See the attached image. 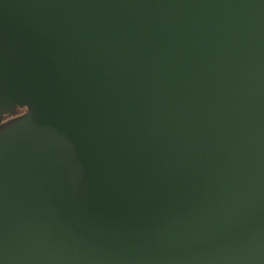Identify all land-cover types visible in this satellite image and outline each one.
I'll list each match as a JSON object with an SVG mask.
<instances>
[{"label":"water","instance_id":"obj_1","mask_svg":"<svg viewBox=\"0 0 264 264\" xmlns=\"http://www.w3.org/2000/svg\"><path fill=\"white\" fill-rule=\"evenodd\" d=\"M0 264H264V0H0Z\"/></svg>","mask_w":264,"mask_h":264},{"label":"flooded vegetation","instance_id":"obj_2","mask_svg":"<svg viewBox=\"0 0 264 264\" xmlns=\"http://www.w3.org/2000/svg\"><path fill=\"white\" fill-rule=\"evenodd\" d=\"M25 111V109H20V108H16L14 114H9V113H3L0 111V123H3L11 118H13L14 116H18L21 113H23Z\"/></svg>","mask_w":264,"mask_h":264}]
</instances>
